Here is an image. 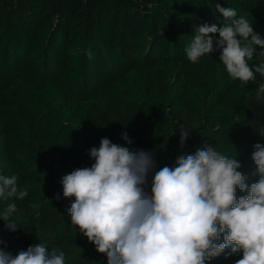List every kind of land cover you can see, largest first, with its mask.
Wrapping results in <instances>:
<instances>
[{
  "label": "trees",
  "instance_id": "trees-1",
  "mask_svg": "<svg viewBox=\"0 0 264 264\" xmlns=\"http://www.w3.org/2000/svg\"><path fill=\"white\" fill-rule=\"evenodd\" d=\"M216 3L264 39V0H0V174L28 189L23 200L0 198V213L16 204L21 227L11 232L0 220V247L16 255L42 242L49 253L64 251L66 264H107L71 224L74 198L61 183L94 163L89 150L102 138L153 153L155 170L209 144L239 161L247 183L258 181L251 157L264 145V100L256 98L264 77L244 85L229 77L219 50L195 64L185 53L198 25L225 23ZM260 51L250 65L264 62ZM112 75L122 81L111 83ZM60 86L96 95L66 113L55 97ZM180 125L191 128L183 147ZM229 252L207 264L242 258Z\"/></svg>",
  "mask_w": 264,
  "mask_h": 264
},
{
  "label": "clouds",
  "instance_id": "clouds-1",
  "mask_svg": "<svg viewBox=\"0 0 264 264\" xmlns=\"http://www.w3.org/2000/svg\"><path fill=\"white\" fill-rule=\"evenodd\" d=\"M215 8L225 23L198 25L185 48L187 59L195 64L219 50V61L231 79L247 85L257 73L264 77V62L249 64L257 47L264 57V39L247 19L237 17L234 8L219 3ZM256 98L264 100V83ZM177 130L183 147L191 128L180 125ZM123 139L132 143L127 133ZM89 155L94 160L90 167L62 177L63 196L74 198L68 209L71 224L107 264H207L226 249L229 255L242 254L235 264H264V145H254L251 158L259 179L251 184L237 171L241 164L235 157L209 144L194 154L179 155L174 166L159 170L153 153L132 151L108 138ZM237 189L246 195L237 197ZM17 194L23 200L27 187L18 190L16 175L0 174V198ZM54 198L59 200V194ZM16 211L12 203L0 213L11 232L21 228L12 218ZM4 243L0 239V245ZM48 247L40 242L16 255L0 247V264H66L64 251L51 247L49 253Z\"/></svg>",
  "mask_w": 264,
  "mask_h": 264
},
{
  "label": "rangeland",
  "instance_id": "rangeland-1",
  "mask_svg": "<svg viewBox=\"0 0 264 264\" xmlns=\"http://www.w3.org/2000/svg\"><path fill=\"white\" fill-rule=\"evenodd\" d=\"M121 78L122 76L112 75L111 83L119 84L122 81ZM95 95V92L88 90H84L83 92L71 91L65 86H60V89L55 92V97L59 101V105L63 110H67L66 113H68V111L81 109L84 103H86L87 100L94 99Z\"/></svg>",
  "mask_w": 264,
  "mask_h": 264
}]
</instances>
